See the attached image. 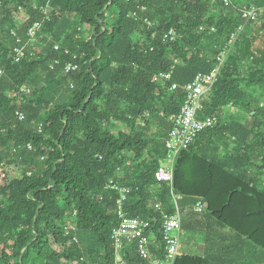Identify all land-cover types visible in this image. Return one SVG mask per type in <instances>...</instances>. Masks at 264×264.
<instances>
[{"label": "trees", "instance_id": "obj_1", "mask_svg": "<svg viewBox=\"0 0 264 264\" xmlns=\"http://www.w3.org/2000/svg\"><path fill=\"white\" fill-rule=\"evenodd\" d=\"M230 2L0 0V264H117L112 181L131 189L125 211L152 222L151 250L165 258L162 211L173 208L156 173L169 118L180 113L184 88L212 72L245 24L239 10L264 7ZM38 22L36 55L16 62L13 33L27 41ZM171 30L174 41L165 38ZM56 45L82 56L78 72L51 69L68 60ZM162 73L171 80L154 81ZM204 106L218 123L176 164L184 196L178 261L264 264V19L245 25ZM219 171L233 181L226 202L196 213L199 201L215 197ZM229 209L237 219L226 220ZM124 259L150 264L134 246Z\"/></svg>", "mask_w": 264, "mask_h": 264}, {"label": "built area", "instance_id": "obj_2", "mask_svg": "<svg viewBox=\"0 0 264 264\" xmlns=\"http://www.w3.org/2000/svg\"><path fill=\"white\" fill-rule=\"evenodd\" d=\"M230 0H225V5L230 6ZM21 10V8H20ZM242 19L245 21L243 26H240L235 32L231 33L229 42L224 51L217 58V65L208 74H199L195 77L194 81L188 84L184 88V101L181 107L180 113L169 118V122L173 128L169 133L166 142L165 149L166 154L159 162V168L156 173L157 181L161 184H165L170 190V203L173 208V213L170 214L167 211H162L161 205H156L158 211H162V236L165 243V258L158 259L151 250L152 236L150 230L152 228V222L150 220L142 218H131L125 211V203L131 194V189L123 187L118 183L110 182L106 190L115 192L118 195L116 201V214L120 219L119 226L114 229L112 234V241L116 248L117 264H127L124 259V253L129 247L134 246L138 256L144 262L150 264H175L179 257V250L182 241V219L180 202L183 199V195L177 192L175 187V171L176 164L179 156L182 152L186 151L195 141L198 136L208 129L214 128L218 119L212 113H205L204 103L209 92L219 81V75L223 64L227 60L228 54L232 47L243 34L245 25L250 23H256L261 19H264V7L252 6L248 9H240ZM149 25H151L148 22ZM43 23H35L27 33V41H23L16 33H13L15 39L14 57L16 62H20L26 52L31 50L30 56H35V51L41 40L40 31ZM177 35L175 31L171 30L165 38L171 41L176 39ZM54 50L68 60L62 64V61L58 59L53 66L52 70H55L57 66H62V69L67 74H74L80 70L79 61L82 56L78 54H71L69 50H62L60 45H56ZM3 75V70L0 68V77ZM171 74L162 73L154 78L156 82L170 81ZM177 85L171 88V91H177ZM23 93L28 92L27 89L22 90ZM19 122H24L26 116L20 111L17 112ZM200 115H204L203 118ZM42 131V125L39 128ZM32 150V147H28ZM194 211L196 213H203L205 211V205L203 201H199ZM71 231L70 227L66 228L67 234Z\"/></svg>", "mask_w": 264, "mask_h": 264}, {"label": "crops", "instance_id": "obj_3", "mask_svg": "<svg viewBox=\"0 0 264 264\" xmlns=\"http://www.w3.org/2000/svg\"><path fill=\"white\" fill-rule=\"evenodd\" d=\"M232 186H233V181L231 179H227L226 173L219 171L213 180V186L211 190V193L216 192L215 197L211 198V196L208 195L206 198L203 199L205 210L209 207L210 205L209 203H212L211 208H217L220 204L222 205L223 203H225L227 199V195L222 196L223 194L222 191L225 190V188H231ZM222 197H225L223 201H222ZM225 218L226 220H229V221H233L237 219V217L234 215L233 209H229L226 212ZM180 249H181V246H180ZM179 254H180V250H179Z\"/></svg>", "mask_w": 264, "mask_h": 264}, {"label": "rangeland", "instance_id": "obj_4", "mask_svg": "<svg viewBox=\"0 0 264 264\" xmlns=\"http://www.w3.org/2000/svg\"><path fill=\"white\" fill-rule=\"evenodd\" d=\"M10 172H11V171H10ZM223 191H224V192H223ZM223 191H222V193H223L222 196H226L225 194H227L226 192L228 191V189H227V191H225V190H223ZM224 199H225V197H222V201H223ZM177 261H178V259H177ZM177 261L175 262V264H181L179 261H178V262H177Z\"/></svg>", "mask_w": 264, "mask_h": 264}]
</instances>
